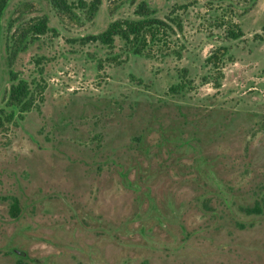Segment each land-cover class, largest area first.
I'll use <instances>...</instances> for the list:
<instances>
[{"label": "rangeland", "instance_id": "rangeland-1", "mask_svg": "<svg viewBox=\"0 0 264 264\" xmlns=\"http://www.w3.org/2000/svg\"><path fill=\"white\" fill-rule=\"evenodd\" d=\"M140 4L142 55L87 40ZM71 10L1 17L0 264H264V0Z\"/></svg>", "mask_w": 264, "mask_h": 264}, {"label": "trees", "instance_id": "trees-1", "mask_svg": "<svg viewBox=\"0 0 264 264\" xmlns=\"http://www.w3.org/2000/svg\"><path fill=\"white\" fill-rule=\"evenodd\" d=\"M49 3L61 13H70L72 7L86 9L89 12L90 17L94 16L98 10L100 0H91L90 2L79 1L75 6L68 4L66 0H48ZM9 0H0V21L4 10L7 7ZM74 5V4H73ZM136 14L142 18L139 20H116L108 25L105 31L102 33L89 36L87 40L89 42H99L106 47H112L116 38H119L124 42V46L129 49L134 55H142L144 52V46L151 41H158V33H167L170 29L169 24L166 21L156 18L148 17L149 13L145 10L143 4L137 6ZM1 29V26H0ZM37 34L44 33L45 24L41 23L37 28ZM264 31V29H263ZM233 34V33H231ZM186 87L183 83L172 85L169 88V93L177 95ZM28 94H26L23 83L13 85L8 97V106L12 103V108L16 109L20 105V111H25L28 102L26 101ZM14 113V112H13ZM16 207V202L12 204ZM12 205L10 209L12 210ZM251 212V211H250ZM258 212V211H256Z\"/></svg>", "mask_w": 264, "mask_h": 264}]
</instances>
